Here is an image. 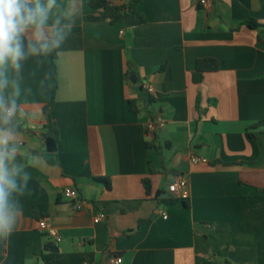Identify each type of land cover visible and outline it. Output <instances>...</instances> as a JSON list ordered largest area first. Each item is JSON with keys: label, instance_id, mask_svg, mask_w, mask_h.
<instances>
[{"label": "crops", "instance_id": "1", "mask_svg": "<svg viewBox=\"0 0 264 264\" xmlns=\"http://www.w3.org/2000/svg\"><path fill=\"white\" fill-rule=\"evenodd\" d=\"M207 1L142 0L146 23L130 27L92 20L99 12L76 0L81 11L55 61L22 62L14 124L30 179L19 185L23 212L0 239V264H264V0ZM201 59L219 70L197 84ZM158 115L163 125L149 132ZM48 118L55 153L35 134L48 135ZM177 176L188 181L183 200L168 192Z\"/></svg>", "mask_w": 264, "mask_h": 264}, {"label": "clouds", "instance_id": "2", "mask_svg": "<svg viewBox=\"0 0 264 264\" xmlns=\"http://www.w3.org/2000/svg\"><path fill=\"white\" fill-rule=\"evenodd\" d=\"M80 11L76 0H69L66 9L58 0H0V239L15 230L23 212L19 185L30 179L26 165L17 163L21 145L15 134L19 89L14 76L30 56L61 49Z\"/></svg>", "mask_w": 264, "mask_h": 264}, {"label": "trees", "instance_id": "3", "mask_svg": "<svg viewBox=\"0 0 264 264\" xmlns=\"http://www.w3.org/2000/svg\"><path fill=\"white\" fill-rule=\"evenodd\" d=\"M142 0H129L127 3L122 5H116L108 0H87V4L91 6L94 10L98 11L97 16H91L92 20H109L111 24L127 23L130 27L143 25L146 23L145 16L137 10L138 5ZM246 25L251 28H257L258 25L251 22H246ZM53 61L56 59V52L50 54ZM219 70V62L214 59H201L197 61L196 70L193 73L194 83H201L204 80L205 74L210 72H215ZM129 73L137 75L136 65L133 62H129ZM143 90V89H142ZM144 91V90H143ZM147 95L145 101L148 103L153 102V97L150 92L144 91ZM135 106V102H132ZM48 130V135L53 136L58 140V132L52 126L51 120L48 118V124L46 125ZM149 131V130H148ZM150 132V131H149ZM149 147L156 148L159 156L161 157V163L164 167L165 160L163 158V147L156 144L155 141L149 144ZM158 171L151 166V174H155ZM104 180L107 184V180ZM144 186L148 195L151 194L153 190V182L150 178L144 180ZM163 194V192L158 191L156 194L157 199ZM183 200V199H182ZM5 253L4 247L0 244V257Z\"/></svg>", "mask_w": 264, "mask_h": 264}, {"label": "built area", "instance_id": "4", "mask_svg": "<svg viewBox=\"0 0 264 264\" xmlns=\"http://www.w3.org/2000/svg\"><path fill=\"white\" fill-rule=\"evenodd\" d=\"M202 5L208 6L207 0H202ZM142 89L147 92H151V87L148 84H143ZM164 120L163 117L158 115L156 118H154L151 122H149L147 129L151 131H155L159 126L163 125ZM193 161H197V159H194ZM187 188H188V181L186 178L177 176L172 179V181L168 185V192L171 195H174L178 198H186L187 196ZM64 195L69 198L74 203L75 210H81L83 207V202L81 201L80 193L76 188L73 187H67L63 191ZM106 219L105 214H100L95 219V223L102 222ZM40 228L47 232L48 236L55 240L56 242L61 241V237L57 234V232L54 229H51L47 220H43L40 222ZM122 259L118 258L115 260H112V264H121Z\"/></svg>", "mask_w": 264, "mask_h": 264}, {"label": "water", "instance_id": "5", "mask_svg": "<svg viewBox=\"0 0 264 264\" xmlns=\"http://www.w3.org/2000/svg\"><path fill=\"white\" fill-rule=\"evenodd\" d=\"M263 38H264V33H263ZM35 134L38 136V138L40 140L45 142V145L47 147L48 152H50V153L57 152V141L54 138L49 137L46 133H42V132H37ZM35 154L38 155L37 152H35ZM52 251L57 252L58 249L56 247H54V248H52Z\"/></svg>", "mask_w": 264, "mask_h": 264}]
</instances>
